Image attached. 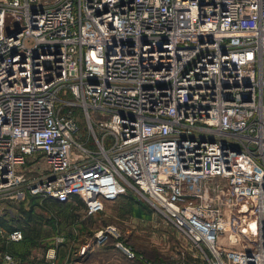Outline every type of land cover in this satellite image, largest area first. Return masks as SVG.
<instances>
[{
	"label": "built area",
	"instance_id": "obj_1",
	"mask_svg": "<svg viewBox=\"0 0 264 264\" xmlns=\"http://www.w3.org/2000/svg\"><path fill=\"white\" fill-rule=\"evenodd\" d=\"M127 190L192 244L147 264H264V0H0V214Z\"/></svg>",
	"mask_w": 264,
	"mask_h": 264
},
{
	"label": "rangeland",
	"instance_id": "obj_2",
	"mask_svg": "<svg viewBox=\"0 0 264 264\" xmlns=\"http://www.w3.org/2000/svg\"><path fill=\"white\" fill-rule=\"evenodd\" d=\"M79 121L84 137H88L89 126L83 114H80ZM3 202L7 204L8 209L10 208L12 212H15V206L19 200H7ZM108 203L109 205L94 217L85 216L86 213L83 204H76L78 214L73 227L74 231H72L73 235L67 236L66 238L69 246L80 245L82 240H84L88 234H93L98 228L110 223L115 224L119 232L122 234V237L125 240H128L130 245L136 250L138 249L141 254L144 253L143 256L146 255L145 257L148 258H163L164 260H171L180 248L188 246L181 244L183 242L178 240V236L172 231V228L166 221L165 217L158 214L154 215L148 208L147 202L142 199L140 200V198L131 190H127L126 193L122 194L115 200L108 201ZM14 204L15 206H13ZM37 210H39V208ZM142 218H145V225L137 223L138 221L143 220ZM4 235H6V233H4ZM61 238H64L61 234H52V236L50 234V236L45 238L44 243L46 245L48 244V246L51 245L48 250L55 248L56 254L52 260H49L47 258V250L45 256L46 263L68 264L66 261H70L69 257H65L63 253L58 255L57 244L63 241H60ZM144 240L146 241L144 243L145 247H141L139 244ZM42 250V248L33 249L34 253L39 256L42 255ZM17 262L18 259L16 258L15 264Z\"/></svg>",
	"mask_w": 264,
	"mask_h": 264
},
{
	"label": "trees",
	"instance_id": "obj_3",
	"mask_svg": "<svg viewBox=\"0 0 264 264\" xmlns=\"http://www.w3.org/2000/svg\"><path fill=\"white\" fill-rule=\"evenodd\" d=\"M77 203H82L85 208L81 198L59 202L52 198L42 199L27 194L16 206L13 205L15 206L13 214L9 212L0 214V228H3L6 234L15 228L21 229L24 233L23 239L19 241H8L6 236L0 233V263L3 261V254L10 253L18 259L16 264H46V252L51 245L48 246L44 242L50 234L51 236L61 234L65 237V240L57 244V250L58 255L63 253L65 257H69L68 264H75L77 259L88 258L89 251L79 255L77 250L80 245L69 246L66 240L67 236L73 235L72 231H74L73 227L78 214ZM85 216L91 215L85 214ZM91 235L92 233L88 234L86 238ZM34 248H42V255L35 254Z\"/></svg>",
	"mask_w": 264,
	"mask_h": 264
},
{
	"label": "crops",
	"instance_id": "obj_4",
	"mask_svg": "<svg viewBox=\"0 0 264 264\" xmlns=\"http://www.w3.org/2000/svg\"><path fill=\"white\" fill-rule=\"evenodd\" d=\"M78 198H80V197L76 196L74 199H78ZM147 204H148V208L153 212L154 215L158 214L160 216H163L162 214H159L158 212H156L148 202H147ZM107 205H109L108 201L105 202V207ZM95 215H91V216L94 217ZM166 221L170 224L172 231L178 236L177 237L178 240H181V242H183L181 244L188 245V247L192 245L191 241L187 238V236L181 230H179L177 227H175V225H173L169 220L166 219ZM144 222H145V218L143 220L138 221L137 223L140 225H145ZM63 240H65V237ZM84 240H82L80 245L83 243ZM115 240H116L115 238H111L108 242H106L102 245L92 246L89 249V257L85 258V259H77L75 264H147L145 259H148L151 261L164 260L163 258L145 257L146 255L143 256L144 253L141 254V252L138 249L136 250L134 247L133 248L135 249L136 256L131 257L122 248L116 246ZM126 242H127V244H130V242L128 240H126ZM145 242L146 241L144 240L139 245L141 247H145V245H144ZM177 245H179V244H177ZM188 259H190V260L192 259L191 254L188 256ZM46 264H50V263L48 262Z\"/></svg>",
	"mask_w": 264,
	"mask_h": 264
}]
</instances>
